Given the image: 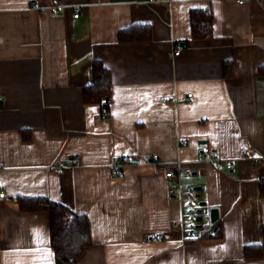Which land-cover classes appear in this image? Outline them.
I'll return each instance as SVG.
<instances>
[{"label":"crops","instance_id":"0c3cea01","mask_svg":"<svg viewBox=\"0 0 264 264\" xmlns=\"http://www.w3.org/2000/svg\"><path fill=\"white\" fill-rule=\"evenodd\" d=\"M195 9L214 15L211 38L193 37ZM139 24L149 40L120 41ZM97 60L108 115L85 99ZM261 65L264 0H0V264H56L49 211H23L18 195L86 216L77 264H264V250L245 255L264 247ZM173 167L198 190L195 237Z\"/></svg>","mask_w":264,"mask_h":264},{"label":"trees","instance_id":"16d2710c","mask_svg":"<svg viewBox=\"0 0 264 264\" xmlns=\"http://www.w3.org/2000/svg\"><path fill=\"white\" fill-rule=\"evenodd\" d=\"M193 37L211 38L214 34L213 20L214 15L211 12H204L201 9H195L191 12ZM120 41L132 42L139 40H149L152 37L149 25L139 24L125 28L120 32ZM227 63V67L231 66ZM264 74V65L258 69ZM93 82L84 87L85 99L89 102L100 103L105 115L111 110L110 98L112 88V76L110 69L100 60L95 61L93 68ZM261 193L264 196V178L260 181ZM20 209L23 211H37L47 209L50 214L52 244L55 251L56 264H77L79 258L84 253L85 247L92 242L90 235V224L84 214L73 213V211L62 202L51 201L46 197H35L18 195ZM214 236L223 234L221 226L214 228ZM263 245L256 248L253 245H247L245 255H262Z\"/></svg>","mask_w":264,"mask_h":264},{"label":"built area","instance_id":"2783aa9c","mask_svg":"<svg viewBox=\"0 0 264 264\" xmlns=\"http://www.w3.org/2000/svg\"><path fill=\"white\" fill-rule=\"evenodd\" d=\"M152 1V0H151ZM240 3H245L247 0H237ZM55 13H57L59 11L58 7H54L53 10ZM81 14V10L80 8H76L75 9V14L74 16L76 18H78ZM180 51L179 49L175 52V54H179ZM1 101V99H0ZM186 141H184V143H186ZM205 152H207L209 154V156L211 158L214 159V156L212 154V149L210 147L205 149ZM75 159L74 158H69L66 160V165L72 167V165H74ZM125 164L124 161H120V163H117L114 166L113 169V175H117L120 176L122 174L123 171V165ZM233 165L230 164L229 168L232 167ZM54 170L58 171L61 170L64 167V164H62L60 162L59 159H57L53 165L51 166ZM166 175L168 176L170 182H169V194L172 198H178L181 203H183V210H184V214H185V219L184 222L186 223V225L189 228V235L190 237H195L197 235V230L200 227L201 221L199 220V215H201V213L199 212V204L197 202V188L192 185V184H188V185H184L182 182V174H179L177 172V170L173 167V168H169L166 170ZM8 195L5 191V189L3 188V186H0V199L1 198H6ZM215 231L214 229L211 230V234L214 235Z\"/></svg>","mask_w":264,"mask_h":264},{"label":"water","instance_id":"95a60500","mask_svg":"<svg viewBox=\"0 0 264 264\" xmlns=\"http://www.w3.org/2000/svg\"><path fill=\"white\" fill-rule=\"evenodd\" d=\"M198 188L199 189H202L200 186H198ZM205 202L203 201V204H204ZM202 204V205H203ZM202 208H199V212L200 213H202ZM211 216H212V220L215 222V221H217L218 220V218H219V209L218 208H213L212 210H211ZM199 217V220L200 221H202L203 220V217L201 216V215H199L198 216Z\"/></svg>","mask_w":264,"mask_h":264},{"label":"rangeland","instance_id":"374dc122","mask_svg":"<svg viewBox=\"0 0 264 264\" xmlns=\"http://www.w3.org/2000/svg\"><path fill=\"white\" fill-rule=\"evenodd\" d=\"M202 223V222H201Z\"/></svg>","mask_w":264,"mask_h":264}]
</instances>
